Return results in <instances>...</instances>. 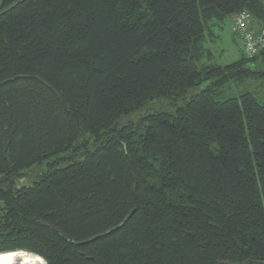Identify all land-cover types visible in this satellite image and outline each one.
I'll use <instances>...</instances> for the list:
<instances>
[{
    "label": "trees",
    "instance_id": "1",
    "mask_svg": "<svg viewBox=\"0 0 264 264\" xmlns=\"http://www.w3.org/2000/svg\"><path fill=\"white\" fill-rule=\"evenodd\" d=\"M243 12L264 29V0H3L0 253L264 264V48L206 47Z\"/></svg>",
    "mask_w": 264,
    "mask_h": 264
},
{
    "label": "rangeland",
    "instance_id": "2",
    "mask_svg": "<svg viewBox=\"0 0 264 264\" xmlns=\"http://www.w3.org/2000/svg\"><path fill=\"white\" fill-rule=\"evenodd\" d=\"M3 0H0V12L1 5ZM234 27L233 18L227 19L223 24H221V28L218 26L213 28V33L215 38L212 41H208L206 47L210 49L213 54V62L219 65H227L232 62H235L240 59V40L237 36H235L232 32ZM257 67V64L254 65ZM155 109H162L165 111H170L168 103L165 101H155L150 104L147 110L137 112L123 120L120 123L125 122H137L140 117H142L147 112H151ZM42 167H34L24 172V176L17 181V185L20 186H29L31 185L36 177L41 173Z\"/></svg>",
    "mask_w": 264,
    "mask_h": 264
},
{
    "label": "built area",
    "instance_id": "3",
    "mask_svg": "<svg viewBox=\"0 0 264 264\" xmlns=\"http://www.w3.org/2000/svg\"><path fill=\"white\" fill-rule=\"evenodd\" d=\"M233 33L239 38L240 50L245 57L254 58L263 50L264 29L258 32L248 13L243 12L235 17Z\"/></svg>",
    "mask_w": 264,
    "mask_h": 264
},
{
    "label": "bare ground",
    "instance_id": "4",
    "mask_svg": "<svg viewBox=\"0 0 264 264\" xmlns=\"http://www.w3.org/2000/svg\"><path fill=\"white\" fill-rule=\"evenodd\" d=\"M44 264L43 259L29 253H0V264Z\"/></svg>",
    "mask_w": 264,
    "mask_h": 264
},
{
    "label": "water",
    "instance_id": "5",
    "mask_svg": "<svg viewBox=\"0 0 264 264\" xmlns=\"http://www.w3.org/2000/svg\"><path fill=\"white\" fill-rule=\"evenodd\" d=\"M18 252H23V253H28V252H25V251H11V252H6V253H18ZM30 255H33L32 253H29ZM42 259V258H41ZM18 264H21L20 262L18 263ZM44 264H45V262H44Z\"/></svg>",
    "mask_w": 264,
    "mask_h": 264
}]
</instances>
